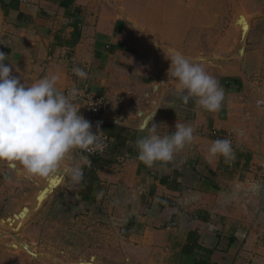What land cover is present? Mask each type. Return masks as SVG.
I'll list each match as a JSON object with an SVG mask.
<instances>
[{
    "label": "crops",
    "instance_id": "1",
    "mask_svg": "<svg viewBox=\"0 0 264 264\" xmlns=\"http://www.w3.org/2000/svg\"><path fill=\"white\" fill-rule=\"evenodd\" d=\"M113 11L99 0H0V52L11 75L30 86L58 72L65 93L88 83L111 113L79 114L112 139L106 155L89 157L81 182L65 174L42 202L43 240L0 245V264H34L38 251L43 264H264V48L234 60L230 73L205 63L209 73L219 69L210 74L225 92L220 111L209 113L194 99L182 103L161 52L136 39L131 12ZM70 67L87 69V78H72ZM152 115L159 134L179 122L194 127L195 139L171 162L147 167L135 141ZM215 133L233 139L235 160L208 157ZM62 171L31 179L0 163V204L10 202L11 220Z\"/></svg>",
    "mask_w": 264,
    "mask_h": 264
},
{
    "label": "clouds",
    "instance_id": "2",
    "mask_svg": "<svg viewBox=\"0 0 264 264\" xmlns=\"http://www.w3.org/2000/svg\"><path fill=\"white\" fill-rule=\"evenodd\" d=\"M172 76L177 81V96L184 105L194 99L198 108L209 113L220 111L225 99L223 87L205 67L204 57L188 58L179 51L167 53ZM8 55L0 52V163L15 170L21 169L26 178L44 179L57 170L70 176L74 183L83 180V166H91L89 155L102 152L107 144L97 122L94 133L92 123L79 114L77 101L83 92L72 87L67 94L58 84L60 73L45 75L30 86L11 75L6 64ZM72 72L80 79L88 73L80 67ZM139 125L146 135L135 141L137 157L147 167L171 162L195 139L194 127L177 122L175 131L161 135L159 126L152 122ZM120 124L119 119L116 120ZM243 135V133H239ZM79 152L77 159H72ZM88 153V155H83ZM222 156L226 162L235 160L232 142L217 139L208 149V157Z\"/></svg>",
    "mask_w": 264,
    "mask_h": 264
},
{
    "label": "rangeland",
    "instance_id": "3",
    "mask_svg": "<svg viewBox=\"0 0 264 264\" xmlns=\"http://www.w3.org/2000/svg\"><path fill=\"white\" fill-rule=\"evenodd\" d=\"M99 2L113 5V14L117 17L124 16V10L131 12L135 25L134 36L152 51L157 47L164 63L168 65V70L170 60L166 54L173 51H179L192 59L202 56L210 65L224 64L225 73H230L234 69V60L264 48V0H99ZM176 4L181 15L178 19L177 12H174L172 7ZM211 68V74L219 71L213 66ZM7 190H10V187ZM10 208L9 201L0 204V245L8 251L11 245L17 244L21 248L25 243L35 247L41 238L43 240L42 224L48 222L38 218L37 213H41L42 210L31 214L27 219L17 217L18 221L13 224ZM103 239L106 241V238ZM33 253L39 255L35 257L34 264L39 262L43 264L40 257L43 256V252ZM86 253L82 254L83 260L88 263L90 253ZM103 259L105 261L104 257ZM104 261L100 260L99 264H106Z\"/></svg>",
    "mask_w": 264,
    "mask_h": 264
},
{
    "label": "built area",
    "instance_id": "4",
    "mask_svg": "<svg viewBox=\"0 0 264 264\" xmlns=\"http://www.w3.org/2000/svg\"><path fill=\"white\" fill-rule=\"evenodd\" d=\"M20 4H28L30 0H16ZM73 67H70L68 69V73L72 78L78 79L77 76H75L72 72ZM84 71L87 72V69L82 68ZM83 92V95L80 96V98L77 101L78 108L85 110L86 113H89L93 117L97 119H101L102 117H107L110 115L111 110L108 103V100L106 99L105 95L100 92L94 91L91 86L87 83L84 84L81 88H78ZM68 92V91H67ZM67 92L65 94H67ZM104 136V135H103ZM106 137V136H104ZM215 139H229L232 142V147L235 148V142L233 139H231L228 135L222 134V133H215ZM105 143L107 144V147L102 152H96L94 154L89 155V157H103L109 152L112 139L107 137ZM77 155L80 153L77 152ZM83 155H88V153H83Z\"/></svg>",
    "mask_w": 264,
    "mask_h": 264
},
{
    "label": "water",
    "instance_id": "5",
    "mask_svg": "<svg viewBox=\"0 0 264 264\" xmlns=\"http://www.w3.org/2000/svg\"><path fill=\"white\" fill-rule=\"evenodd\" d=\"M66 173L64 171H62V175H58L59 177H56L54 179L51 180V182L49 183L50 186H46V188L35 198L31 201V205L28 208V206L26 207V209H24L20 214H18V218L20 219H27L28 217L31 216V214L39 211L42 202L47 198V196L53 191L54 188H56L62 180V177L65 175ZM33 197L30 198V200ZM29 200V202H30ZM16 220H13L12 223H16Z\"/></svg>",
    "mask_w": 264,
    "mask_h": 264
}]
</instances>
